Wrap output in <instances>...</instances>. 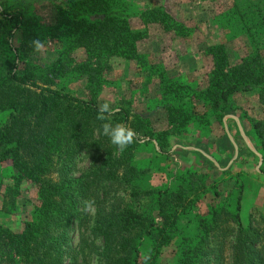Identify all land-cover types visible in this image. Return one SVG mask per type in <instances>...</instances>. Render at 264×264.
I'll return each mask as SVG.
<instances>
[{
    "label": "trees",
    "instance_id": "16d2710c",
    "mask_svg": "<svg viewBox=\"0 0 264 264\" xmlns=\"http://www.w3.org/2000/svg\"><path fill=\"white\" fill-rule=\"evenodd\" d=\"M133 16L143 30L132 28ZM133 16L123 0H62L44 24L0 0V162H10L5 183L0 180V198L13 204L19 188L29 183L38 200L19 230L0 225V264H91L93 258L96 264H156L176 237L174 264H264V221L248 219L242 225L239 194L232 212L210 208L188 237L179 234L178 218L190 184L174 189L135 185L145 172L133 161L135 150L147 143L145 137L162 149L168 131L153 132L148 119L127 102L108 120L97 118V91L111 58H138L136 44L147 37L148 26L170 37L187 35L161 5ZM46 40L62 50L40 65L33 41ZM75 48L83 51L80 61L71 56ZM205 54L212 67L200 89L158 73L168 126H183L194 115L201 121L196 102L218 115L237 92L253 91L264 109V65L257 56L230 65L221 43L207 46ZM70 73L84 77L85 98L55 87ZM105 123L111 124L109 136ZM117 125L134 133L123 150L110 137ZM252 128L264 138L263 122H253ZM81 158L88 164L78 169ZM73 227L75 245L70 243Z\"/></svg>",
    "mask_w": 264,
    "mask_h": 264
},
{
    "label": "rangeland",
    "instance_id": "374dc122",
    "mask_svg": "<svg viewBox=\"0 0 264 264\" xmlns=\"http://www.w3.org/2000/svg\"><path fill=\"white\" fill-rule=\"evenodd\" d=\"M62 0H2L4 6L21 8L39 23L48 24L53 8ZM133 15L152 5H161L186 29V37H170L151 26L147 37L136 44L138 58L109 60L110 70L103 74L97 91L101 106L117 109L125 104L134 113L148 119L153 132L168 131L165 145L159 150L154 140L139 145L134 152V163L144 173L134 180L139 188H168L190 184L187 206L178 218L179 234L191 237L197 229V219L210 208L223 207L233 211L239 194V217L242 225L247 220L264 221V138H259L252 124L264 123V109L253 91L231 95L225 110L212 115L194 104L201 121L195 115L183 126H168L162 89L167 79L200 89L211 70V58L205 54L207 46L223 44L228 63L236 64L244 57L257 56L264 65V0H123ZM134 30H143L136 17L131 19ZM17 39V38H15ZM37 62L45 65L62 49L47 40L41 42ZM75 61L83 59V51H71ZM55 87H63L72 95L85 98L88 91L83 76L70 73ZM175 104V102L173 103ZM3 115L0 114V119ZM147 140V141H146ZM167 141V142H166ZM88 161L81 158L78 169ZM10 162H0V180L5 183ZM190 181V183H189ZM239 192V193H238ZM7 198V197H6ZM38 204L33 185L24 183L13 204L0 198V225L19 230L23 221L33 216V205ZM71 245L77 242V231L70 234ZM176 237L165 247L156 264H174L172 254L178 245ZM100 243L99 240L96 241ZM91 264H96L95 259Z\"/></svg>",
    "mask_w": 264,
    "mask_h": 264
},
{
    "label": "clouds",
    "instance_id": "9594fccd",
    "mask_svg": "<svg viewBox=\"0 0 264 264\" xmlns=\"http://www.w3.org/2000/svg\"><path fill=\"white\" fill-rule=\"evenodd\" d=\"M33 43L37 49L41 47V44L39 41H33ZM102 111L107 112L108 116L102 115L101 114ZM115 111H119V109H109L108 104L104 103L103 105H101L99 109L97 118L100 120H108L109 117L112 114H114ZM110 126H111L110 123L103 124L102 127H103V132L105 135L109 136L108 128ZM133 135L134 133L131 130L126 129L125 127L121 125H117L116 128L114 129V134H112L110 137H111L112 143L116 144L121 150H123L128 144L132 142ZM87 206L91 207V203H89Z\"/></svg>",
    "mask_w": 264,
    "mask_h": 264
}]
</instances>
